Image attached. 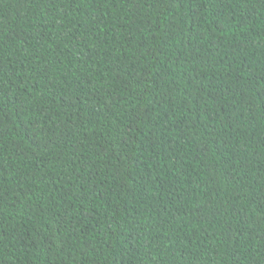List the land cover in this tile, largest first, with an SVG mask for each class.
<instances>
[{"label":"trees","instance_id":"trees-1","mask_svg":"<svg viewBox=\"0 0 264 264\" xmlns=\"http://www.w3.org/2000/svg\"><path fill=\"white\" fill-rule=\"evenodd\" d=\"M0 264H264V0H0Z\"/></svg>","mask_w":264,"mask_h":264}]
</instances>
